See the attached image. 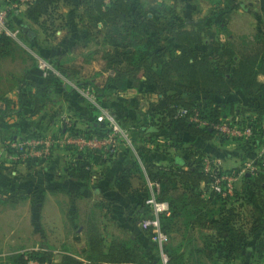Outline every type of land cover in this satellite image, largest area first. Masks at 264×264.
<instances>
[{"label":"trees","instance_id":"16d2710c","mask_svg":"<svg viewBox=\"0 0 264 264\" xmlns=\"http://www.w3.org/2000/svg\"><path fill=\"white\" fill-rule=\"evenodd\" d=\"M62 1L28 0L24 17L45 29V19L51 17ZM85 6L103 19H112L104 32L105 41L112 42L121 36L123 43L122 52L115 53L117 56L103 70L107 77L101 82L87 80V87L98 99L104 97L114 83L148 84L149 90L156 94L147 108L141 111L142 116L132 119L139 132L146 135L142 141L160 145V135L165 131L170 133L169 140L174 146L185 142L181 135L184 132L203 140L215 137L224 142L234 140L215 126H202L192 121L189 114L195 111L213 124L234 120L252 128L249 136H235L236 141L241 143L244 140L246 144L241 143L245 147L242 164L231 168L219 166L211 171L205 168V157L211 154L193 143L187 148L188 156L180 157L176 164L146 160L145 145H137L144 169L136 159L117 175V188L122 193L131 194L132 177H140L143 191L147 193L144 198L146 204L150 194L147 179L158 182L161 185L158 198L168 202L170 211L161 214L163 229L169 231L173 226L180 230L199 229L204 245L192 252L205 253L214 264H233L239 255L246 253L256 259H264V164L260 152L264 143V82L258 78L259 74H264V19L257 24L253 38L240 40L230 36L222 39L214 26L216 20H209L208 16L176 17L169 22L168 33L165 34L160 28L158 33L149 32L146 28L149 14L140 7L139 0H86ZM229 10L230 6L221 11L230 17ZM22 30L33 42L36 40V30L32 26L24 24ZM7 38L2 36L0 41ZM58 66L66 76L70 75L62 63ZM18 89L17 98L3 99L5 105L0 106V121L3 117L38 115L55 101L53 91L64 99L70 98L74 91L53 70L32 79L23 77ZM238 90L248 99L247 103L229 97ZM28 103L32 104L30 114L26 111ZM182 108L188 109V113H182ZM86 120V127L73 123L62 127L60 134L69 132L104 137L111 129L106 121H98L97 117ZM10 136L12 140L18 139L17 133ZM42 136L35 131L26 134V137ZM111 150L74 151L67 172L88 182L94 172L92 157L106 162L114 154ZM8 151L18 154L16 160L22 159L30 167L50 158V155L23 158V151H18L13 145H9ZM248 159L256 168L246 169L240 176L239 185H234L233 192L224 195L226 181L222 176H239ZM217 180L222 186L220 189L215 186ZM202 183H205L204 187ZM38 197L36 191L0 184L1 202L29 198L32 204H39ZM110 206L109 200L89 206L75 224L77 228L83 227L80 232L86 236L78 255L63 252L56 260L53 247L47 244L31 254L21 251L9 253L0 257V264H158L156 257L146 255L137 237L117 234L109 242L106 240L101 211L103 207L109 210ZM167 249L169 264H179L178 259L183 256L180 246L171 244Z\"/></svg>","mask_w":264,"mask_h":264},{"label":"rangeland","instance_id":"374dc122","mask_svg":"<svg viewBox=\"0 0 264 264\" xmlns=\"http://www.w3.org/2000/svg\"><path fill=\"white\" fill-rule=\"evenodd\" d=\"M25 2V0H0V37H8L0 41V102L5 98H9L10 95L16 94L17 86L23 77L32 79L43 76L47 70H53L74 88V97L69 101H74L83 110L77 109L76 114H64L65 112L60 114L59 111L67 110L64 109L65 105H59L62 103L60 93L53 91L52 94L55 97V101L52 103V105L55 104L53 108L49 109V112H43L35 116L30 117L28 115V129L24 132H19L18 128L14 130L13 128L7 129L5 126H0V131L7 134L6 137L5 135L1 136L3 133L0 132V137L5 139L0 142V147L2 148L0 156L5 154L12 159L19 157L18 154L9 153V145H13L18 151H23V158L32 156L29 152L33 150L31 146L26 149V146H17L15 143L28 141L27 139L31 137H26V134L32 131H35V133L39 132L43 137H58L62 135L60 131L50 134V132L42 130L40 125L43 122L41 121L43 120L44 123L48 124L47 126H50L58 120L62 129V127L76 123L73 116L77 114L80 116L90 114V116L93 115L91 117H97L98 121H106L109 124L111 129L105 135L109 136L110 140L107 144V151L113 148L111 151L115 152L120 143L137 149L135 147L136 144L132 142V139L136 140L137 135L132 119L139 117V112L142 111L141 103L145 104V99L149 100L151 91L141 83L117 84L118 87L113 86L104 97L98 99L85 83L87 80L98 81L103 75V70L114 60V56H117L115 53L122 52L123 43L121 36H117L112 41L113 43L104 39V32L108 29L109 21H112V19H103L96 13L90 12L85 6L86 0H64L51 17L46 18L45 21L43 20L47 28L42 29L38 23L31 22L24 17ZM220 7L221 5H219V10ZM175 11L176 13H169L167 7H158L157 13H148L146 28L149 32L154 33H158V28H160L166 34L168 33L169 22L176 17L199 18L208 16L209 20H216L214 26L221 33L220 37L222 39L232 36L236 39L247 40L253 38L256 32V26L253 23L255 19L251 13H231L230 17H228L226 13H217L218 11H214V9L207 13H177L178 11ZM222 21H224V24H222ZM24 24H29L36 30L37 38L34 42L23 32L22 26ZM95 49L99 50L95 51ZM59 63L66 67L70 73L69 76L60 71ZM121 92L123 94L126 93L128 96L123 97ZM135 96H138V98ZM229 97L239 98L235 92L230 94ZM241 102L247 103L248 100ZM85 109H87V112H85ZM102 113L105 118L99 120L98 117ZM228 123L232 126L237 124L234 120H230ZM113 132L116 133L115 137L114 135L111 136ZM11 133H17L18 139L12 140ZM229 135L236 141V135ZM236 142L242 145L241 143L244 140L241 143L240 141ZM243 144L246 146L245 143ZM57 150L68 151L71 154H74V151H78L71 147L55 144L53 152ZM26 151L29 152L28 155H25ZM221 153L223 154L224 152L222 151ZM211 157L218 161L220 167L223 166L222 160L216 155L211 154ZM231 167L234 166H229V168ZM233 175L235 179L232 183L239 185L238 176ZM29 185L32 186V184ZM221 187L220 183L216 185L218 189ZM63 192L45 195L40 193L38 197L40 200L39 204H32L29 198L26 200L22 199L20 203L1 202L0 200V234H5V238H10V241L5 242L6 244L3 241L0 242V257H5L10 252L19 251L31 254L33 250H42L43 246L47 244L54 247L56 260L59 259L60 254L63 252L61 250L69 249L78 253L82 251L84 236L81 235L82 232L80 233V231L83 227L77 228L65 218L66 216L64 215H66L71 194ZM152 192L154 194H151L149 199L155 197L159 200L158 192L154 190ZM232 192L233 190L230 193ZM227 193L229 192L224 188V195H227ZM149 203L151 207H149L148 213L140 217L144 224L147 220L157 221V224L146 225L153 248L149 247V243L140 241L144 251H152L158 264L163 262L164 254H166V264H169L170 255L167 246L171 244L175 246L176 244L180 246V251H182L183 255L180 260L178 259L179 264H214L213 259L205 253L192 252L195 250L194 248L203 247L204 245L199 229L195 230V228H192L190 230L186 228V231V229L180 230L179 227L173 226L172 230L165 231L161 218L162 212H157L153 207L154 204L151 201ZM86 206L84 201L82 210ZM110 207L108 210V213L110 212L109 215L107 213L108 216L102 218V228L106 240L109 242L117 234L125 236L135 234L134 226H121L122 228H120L121 220L116 216V211L113 212L112 210L115 206L111 205ZM140 217H138V220L141 219ZM4 223L6 225H3ZM157 227H160L167 235L162 242V246L154 238V232ZM0 239H3V236L0 235ZM233 264H264V259H256L252 255L246 254L236 258Z\"/></svg>","mask_w":264,"mask_h":264},{"label":"crops","instance_id":"0c3cea01","mask_svg":"<svg viewBox=\"0 0 264 264\" xmlns=\"http://www.w3.org/2000/svg\"><path fill=\"white\" fill-rule=\"evenodd\" d=\"M139 4L142 9H146L147 13H157V8L162 6L164 8L167 7V11L169 13H176L175 10L178 11L177 13H207L208 11H211L213 9L214 11H218L217 13H225L221 10L226 7L229 8L230 6L229 11H231V13H251L253 18L255 19L253 20L255 26H257L260 20L264 19V0H139ZM219 5H221L220 10ZM106 77L107 72L104 71L102 77L98 80V82L103 81ZM258 78L259 80L264 82V74H259ZM129 83L133 84L132 82H127L126 84L128 85ZM118 85L116 83L111 84L107 92L113 86L118 87ZM143 85L148 89L151 88L148 84ZM18 92L19 89L17 86L16 94L10 95V97L14 99L17 98ZM235 93L238 94L239 98L242 101L248 100L241 91L238 90L235 91ZM121 94L123 95V97L128 96L126 93L123 94L121 92ZM150 94L151 97L149 95V100L145 99V104L141 103L142 110H145L148 106V102L151 99H154V93L151 92ZM73 97L74 93L68 99H64L60 95V100H62V103L59 105H65L64 109L67 110L59 111L60 114L63 112H65L64 114H76L77 109H81V107L77 106L74 101H69L70 99L72 100ZM135 97L138 98V96ZM191 97H194V95H192ZM4 105L5 103L2 100V102H0V106ZM53 105L52 103H50L47 107H45L43 112H49V109L53 108ZM27 107L28 109H26V111H29L28 113H30L32 104L28 103ZM82 110L83 109H81V111ZM85 112H87V109H85ZM91 116L90 114H85V116H80L77 114L73 116V118L78 126L86 127L88 124L86 118L90 119L92 118ZM139 116H142L141 112H139ZM28 118L29 117H3L0 121V126H5V128L7 129L13 128L14 130L18 128L19 132H24L28 129ZM41 122L43 123L40 125V128L44 131L50 132V134L58 133L61 130V126L58 120L57 122L55 121L54 123H52L50 126H47L48 124L46 122L44 123L43 120ZM134 129L137 131L136 140L132 139V142L136 144L135 147H137V145H145V153L147 155L145 159L154 161L158 164H176V162L179 161L180 157L188 156L187 148L192 143L202 150H205L207 153L216 155L220 160H222L223 166L225 167L238 166L243 162L242 156L244 154L245 147L243 145H239L234 140L224 142L219 137H215L209 140H203L202 138L194 137L184 132L181 133V135L185 142L181 146H174L170 143L169 140V136L171 137L170 133L165 131L160 135V141L162 143L158 145L157 143H153L150 141H142V139L146 135H142L139 132L138 128L134 127ZM0 132L3 133L2 131ZM2 135H5V137L7 136L5 132L1 134V136ZM2 138L3 137H0V142L5 140ZM132 147L124 143L118 144V147L115 150L114 154L106 162L101 160L99 157H92V169L94 172L88 182L85 180L76 179L67 172V165L72 162V158H74V154H71L68 151H54L53 154L50 155L49 159L45 160L40 165H34L31 167L27 164L26 161L22 159H12L11 157H7V155L4 154L0 156V184L12 185L15 187L24 188L26 190L36 191L39 194L41 193L42 195L48 193H62L63 191V193L71 194V198L69 199V204L66 209L68 213L66 212V215L64 216H66L65 218H67L69 222L74 225L78 223L77 219L79 220L83 217L89 206H94V204H97L98 202L102 203V200H104V202H107L109 200L111 201V205L116 207H113L112 210L113 212L116 211V216H118L121 220L120 228H122L121 226H134L135 234H132V236L137 237L138 239H140V241H144L147 244L149 243V247L152 249L153 246L151 245L149 239L148 227L144 224V221H142L141 217L144 216L145 213H148L149 207H151L148 199L150 198L151 194H154L152 190L159 192L161 185L156 181L147 179L150 194L148 199H146V204H144V198L147 193L143 191V182L140 177L135 175L132 177L133 190L131 194L122 193L115 185V179L117 175L123 169L129 167L132 163H134L136 159L139 160L141 166L144 169L143 160L139 158L137 149ZM1 151L2 148L0 147V152ZM222 151L224 152L223 154L221 153ZM250 163L251 160L248 159L245 166L242 167L240 175L238 176V184L240 183L239 181L241 174L249 168ZM35 177L36 179H34ZM29 184H32V186H30ZM204 186L205 183H202V187ZM26 199L28 198H25L23 200ZM20 201H22V199H18L16 201L10 200L9 203H20ZM84 201L87 206L82 210ZM160 212L168 214L170 211L167 210ZM101 213L102 217L106 218V216H108L110 212L108 213L107 207H103ZM138 217H140L141 219L138 220ZM3 225H6V223H4ZM0 235L3 236V239H0V242L3 241V243L6 244L8 240L10 241V238H5V234ZM81 235L84 236V243L82 244L84 246L86 236L84 233H81ZM61 251L71 252L78 255L77 251H72L69 249ZM145 253L147 256L154 257L152 251H145ZM246 254L249 255V253ZM246 254H241L238 257L245 256Z\"/></svg>","mask_w":264,"mask_h":264},{"label":"built area","instance_id":"2783aa9c","mask_svg":"<svg viewBox=\"0 0 264 264\" xmlns=\"http://www.w3.org/2000/svg\"><path fill=\"white\" fill-rule=\"evenodd\" d=\"M28 1V0H25ZM156 95V94H154ZM182 113H188V109L182 108L181 110ZM189 117L192 121L197 122L199 125H210L211 127L215 126L219 128L220 130L233 134V135H238V136H249L252 133V128L249 125H240L239 123L235 124V126L230 125L228 122H220L217 124H213L209 122L206 119H203L198 111H195L191 114H189ZM105 118V115L102 113L99 115L98 119L103 120ZM114 137L116 136V133L113 132L111 136ZM109 136H104L100 137L97 135H85L82 133H78L76 135H73L69 132L63 133L62 135L58 137H31L27 139L28 141H23L17 144V146H26V149H29V146L32 147L33 150L29 151L31 155H41L43 157H47L53 153V146L55 144H58L60 146H67L71 147L73 149H77L78 151L80 150H86V149H106L108 147V142L110 141ZM24 144V145H23ZM28 151L25 152V155H28ZM261 154H262V161L264 164V143L261 148ZM219 167L218 161L211 157V156H206L205 157V168L208 171H211L215 168ZM250 170H254L256 167L250 163L249 165ZM222 179L226 181L225 183V189L227 192H231L234 188V183L233 180L234 175L233 174H225L222 176ZM216 185H219V180L215 182ZM215 185V186H216ZM152 202L154 204V209L156 211H167L169 210V204L166 200H157L155 197L151 198L148 200V202ZM148 224H153L156 225L157 221L154 220H147L145 222V225ZM167 237V235L163 232V230L160 227H157L155 232H154V238L160 243V246H162L163 240ZM167 260V255L164 254V260L161 264H166Z\"/></svg>","mask_w":264,"mask_h":264}]
</instances>
